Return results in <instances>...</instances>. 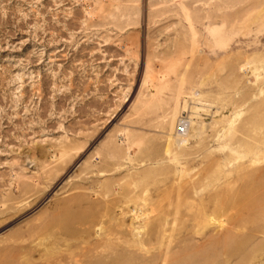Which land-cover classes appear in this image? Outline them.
<instances>
[{
    "label": "rangeland",
    "instance_id": "1",
    "mask_svg": "<svg viewBox=\"0 0 264 264\" xmlns=\"http://www.w3.org/2000/svg\"><path fill=\"white\" fill-rule=\"evenodd\" d=\"M0 264H264V0H0Z\"/></svg>",
    "mask_w": 264,
    "mask_h": 264
},
{
    "label": "built area",
    "instance_id": "2",
    "mask_svg": "<svg viewBox=\"0 0 264 264\" xmlns=\"http://www.w3.org/2000/svg\"><path fill=\"white\" fill-rule=\"evenodd\" d=\"M187 132V121L186 120H182V122L180 123L177 133L181 136H184Z\"/></svg>",
    "mask_w": 264,
    "mask_h": 264
},
{
    "label": "bare ground",
    "instance_id": "3",
    "mask_svg": "<svg viewBox=\"0 0 264 264\" xmlns=\"http://www.w3.org/2000/svg\"><path fill=\"white\" fill-rule=\"evenodd\" d=\"M178 134V133H177ZM178 136L182 137L181 135L178 134ZM186 136V135H185Z\"/></svg>",
    "mask_w": 264,
    "mask_h": 264
}]
</instances>
